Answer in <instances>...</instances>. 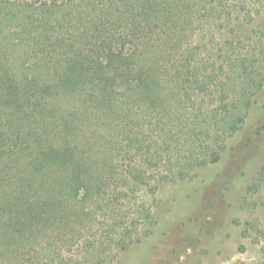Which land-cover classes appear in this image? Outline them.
<instances>
[{"label": "trees", "instance_id": "obj_1", "mask_svg": "<svg viewBox=\"0 0 264 264\" xmlns=\"http://www.w3.org/2000/svg\"><path fill=\"white\" fill-rule=\"evenodd\" d=\"M263 89L264 0H0V264H116Z\"/></svg>", "mask_w": 264, "mask_h": 264}, {"label": "rangeland", "instance_id": "obj_2", "mask_svg": "<svg viewBox=\"0 0 264 264\" xmlns=\"http://www.w3.org/2000/svg\"><path fill=\"white\" fill-rule=\"evenodd\" d=\"M155 185L154 196L141 195L154 224L141 226L142 235L119 251L116 264L263 262L264 89L218 163L191 179Z\"/></svg>", "mask_w": 264, "mask_h": 264}]
</instances>
